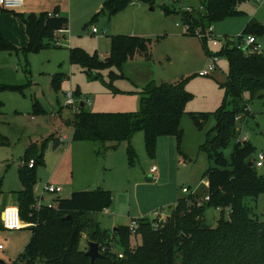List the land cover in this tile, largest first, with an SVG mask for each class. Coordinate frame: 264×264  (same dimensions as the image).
Segmentation results:
<instances>
[{
    "label": "rangeland",
    "instance_id": "obj_1",
    "mask_svg": "<svg viewBox=\"0 0 264 264\" xmlns=\"http://www.w3.org/2000/svg\"><path fill=\"white\" fill-rule=\"evenodd\" d=\"M106 1L44 0L46 7H42V2L36 3L39 10L54 12L59 8L60 15L69 19V31L57 34L50 47L30 53L27 58L23 55L29 43L27 27L18 16H27V7L19 11L0 8L1 17L9 15L11 20L26 28L27 34L23 40L13 36V41L7 39L20 53L0 52V84L8 86L0 90L3 103L0 108V218L6 206L18 207L16 196L23 190L19 169L26 152L35 144L37 153L44 155V165L37 169L35 195L41 194L48 183L62 190L59 195L48 196V201L69 199L73 192L97 189L111 192V206L98 215V223L101 231H109L105 241L117 247L115 229L142 219L165 220L181 200L189 199L192 194L202 200L208 194L205 173L216 165L202 147L214 138L216 120L211 118L200 130L190 114L213 113L223 105L225 89L222 85L228 81V58L217 59L216 71L210 77L198 74L212 64L210 55L217 54L227 40L232 48L240 43L247 48V37L240 40V36L251 21L264 24V0L262 3L243 0L238 6L241 14L211 25L205 22L206 31L213 34L217 47L214 41L208 40L205 45L199 37L192 36L184 22V12L188 9L204 13L200 0H135L115 14L105 9ZM192 15L199 19L197 14ZM94 28L97 34L93 33ZM118 36L151 39V60L137 53L121 67L114 65L94 71L97 79L82 65L72 63V48H81L106 61L111 55L112 39ZM57 38L59 46H56ZM256 39L264 55V35H256ZM58 74L66 78L57 89L53 81ZM190 76L193 77L186 91L193 98L180 118L181 143L176 137H159L152 156L146 148L144 131L133 133L130 141L119 145L107 143L106 149L98 143L73 140L76 108L67 105V94L75 95L76 107L90 100L92 104L85 106L86 111L138 114L149 85L174 84ZM248 100L249 115L236 121L238 133L223 150L229 163L238 139L245 137L255 149L251 165L264 154V97L250 100L248 95ZM57 143H61L60 146L56 147ZM130 148L135 155L133 163H130ZM153 167L158 168L157 180L151 178ZM257 172L264 176V162ZM185 188L190 190L188 194L183 192ZM229 194L233 196L232 205L225 209L208 206L202 221L210 229H218L221 222L233 223L237 232L231 243L223 244L228 247L225 257L234 252L232 262L248 264L249 247L254 245L258 252L261 251L253 236L245 233L253 222L258 230H264V192L251 199L253 193L234 187ZM88 218L92 216L81 217ZM23 224L16 230L0 227V244L5 246L0 263L13 264L30 244L33 225ZM240 230L244 244L240 243ZM130 241L133 248L143 242L140 234H133ZM89 243L88 235L83 234L79 246L86 253ZM116 249L121 251L119 247ZM218 254H223L222 249H218Z\"/></svg>",
    "mask_w": 264,
    "mask_h": 264
},
{
    "label": "trees",
    "instance_id": "obj_2",
    "mask_svg": "<svg viewBox=\"0 0 264 264\" xmlns=\"http://www.w3.org/2000/svg\"><path fill=\"white\" fill-rule=\"evenodd\" d=\"M132 1L107 0L104 7L110 14H115L126 9ZM242 1L200 0L204 9L203 14L199 13L200 20L189 12H184V22L190 25L189 33L197 37L196 29H207L205 22L211 25L213 22L241 14L238 6ZM18 16L24 21L29 38L28 47L23 51L25 58L30 53H38L50 47L51 41L58 33L69 31V19L60 15L59 8L52 13ZM256 35H264V24L253 20L245 28L240 40L245 36L256 38ZM203 42L207 45L206 41ZM152 45L151 39L118 36L112 39L111 55L106 61L99 60L97 56H92L81 48L71 49V61L82 65L91 77L97 79L94 71H102L114 65L121 67L137 53L151 60ZM0 52L20 53L1 33ZM211 56H225L229 61L228 81L222 85L225 89L224 103L213 113L190 114L200 130L211 118L216 120L214 138L207 146L202 147L216 165L205 173L211 200L199 206V197L192 195L189 199L181 200L165 220H139L137 233L142 236L143 242L135 248L130 241L133 235L130 227L118 228L115 231L118 236L116 246L121 251L117 253L112 250L114 244L105 241L108 234L105 235L103 230L101 231L98 223V215L111 206V192L104 189L74 192L69 199L61 200L59 205L53 204L52 207H43L41 210L34 208V190L38 184L37 169L44 165V155L38 154L37 146L33 144L26 152L19 169L23 190L16 196L22 221L33 225L30 227L33 237L25 252L13 264H91L86 251L79 246L83 234L88 235L90 242L100 245L102 257L97 259L95 264H237L232 262L234 252L225 257L228 247L223 245L232 242L231 238L237 232L236 227L233 223L221 222L223 226L210 229L204 226L202 215L208 206L215 209L229 208L233 203V196L229 191L234 187L253 193L251 199L257 193L264 192V176L259 175L257 168L250 164L255 149L247 140L238 139L231 163L223 154V150L238 133L237 118L249 115L248 95L250 100L264 97V55L254 52L251 47L246 50L232 48L230 40H227V44ZM26 72L29 73L28 69ZM192 77H183L174 84L149 85L144 92L141 112L138 114L94 113L86 111L81 105V112L75 113L73 140L98 143L106 149L107 143L119 145L123 141H130L133 133L144 131L146 148L152 156L155 154L159 137H176L181 143L183 132L180 118L186 113L185 106L193 98L186 91V85ZM65 78L62 74L55 75L53 85L58 89ZM6 88L8 86L0 84V90ZM2 106L0 101V108ZM230 106L232 108H229ZM129 156L130 163H133L135 155L131 148ZM31 161H34L33 167H29ZM87 215H91L92 219H81ZM156 224L158 227H155ZM255 225L253 222L245 234L253 236L261 251L258 252V249L251 245L248 264H264V230H258ZM1 226L3 227L0 218ZM242 238L240 230V243H243ZM218 249L223 251L221 256ZM120 254L123 255L122 258L119 257Z\"/></svg>",
    "mask_w": 264,
    "mask_h": 264
},
{
    "label": "built area",
    "instance_id": "obj_3",
    "mask_svg": "<svg viewBox=\"0 0 264 264\" xmlns=\"http://www.w3.org/2000/svg\"><path fill=\"white\" fill-rule=\"evenodd\" d=\"M132 2H135V0H133ZM258 3L262 2V0H257ZM25 5V0H0V8L7 10V11H19L21 10ZM202 10L203 7H201ZM186 12H189L190 14H197L199 16V13L194 11L193 9H188ZM188 30H190V25H188L187 27ZM63 33V32H62ZM93 33L97 34L98 30L96 28L93 29ZM61 34V33H58ZM196 35L197 37H199L202 41H214V36L213 34L209 31V30H204L202 28H198L196 29ZM59 38H57L56 41V46H59ZM245 44L248 47L253 48L254 52L260 53L261 50V46L257 43V39L254 36H249L246 38L245 40ZM214 46L217 47L218 43L214 41ZM238 49L241 50H246L243 47V43H240L238 45ZM212 59V64L209 65L206 69H203L202 71H200V73L198 74L200 77H210L215 71H216V64H217V56H211ZM76 100H75V95L71 92L69 94H67V105L71 106V107H75L76 113H80L81 112V107H76ZM91 101L87 100V102L84 103V105L82 106H86L89 105L91 106ZM74 108V109H75ZM242 116H239L237 118V121H239ZM243 140H247V137H245ZM263 162H264V154H261L258 156L257 161L254 162V166L255 168H261L263 166ZM34 165V161H31L29 163V167H33ZM151 178L153 180H157L158 177V168L157 167H153L152 171H151ZM183 192L185 194H188L190 192V190L188 189H184ZM62 193V190L60 188L54 187L51 184H47L44 191L39 194L36 195V204L34 206V208L36 210H41L43 207H52L53 204L54 205H59L62 199H58V200H52V201H48V196L51 195H59ZM194 195V194H192ZM211 200L210 196L207 194L202 200L198 199V205L201 206L202 204L208 203ZM56 203V204H55ZM1 222L3 227H5L6 229L9 230H16V229H20L24 226L22 218H21V214H20V210L18 207H11V208H7L1 216ZM130 231L132 234H138V229H139V222L134 221L130 226ZM155 227H158V224L155 225ZM5 250V246L3 244H0V254L2 252H4ZM106 249H103V251H105ZM112 250L114 252H117V249L114 247L112 248ZM101 253V251H100ZM120 258L123 257L122 254L119 255Z\"/></svg>",
    "mask_w": 264,
    "mask_h": 264
},
{
    "label": "crops",
    "instance_id": "obj_4",
    "mask_svg": "<svg viewBox=\"0 0 264 264\" xmlns=\"http://www.w3.org/2000/svg\"><path fill=\"white\" fill-rule=\"evenodd\" d=\"M40 2H42L44 4V5H42V7H46V3L44 2V0H36V1H32V2L31 1L28 2L27 0H25V5L22 9L27 7L28 15L32 14V13L40 14L42 12L52 13V11H50V10H43L44 8H42V10H39V8L36 6V3H40ZM260 3H262V2H260ZM8 16L9 15H6L5 17H1V14H0V31H1V34L6 39L12 40L11 36H13L16 39L23 40V38H25V36L27 35L26 31H25L26 28H24L22 25H19L18 23H16V21L11 20V18ZM84 103H85V101L81 102L82 105H84ZM10 207H14V205L10 204V205L6 206V208H10Z\"/></svg>",
    "mask_w": 264,
    "mask_h": 264
},
{
    "label": "water",
    "instance_id": "obj_5",
    "mask_svg": "<svg viewBox=\"0 0 264 264\" xmlns=\"http://www.w3.org/2000/svg\"><path fill=\"white\" fill-rule=\"evenodd\" d=\"M60 146V143L56 144V147ZM118 229H115V231H117ZM109 231H105L104 234L107 235ZM89 250L86 253V256L89 257L91 259V264H95V261L99 258L102 257L101 253H100V245L98 243L95 242H90L88 244ZM0 264H4V263H0Z\"/></svg>",
    "mask_w": 264,
    "mask_h": 264
}]
</instances>
